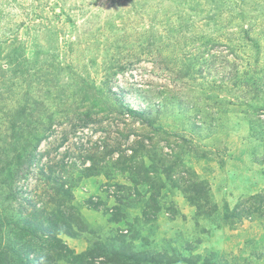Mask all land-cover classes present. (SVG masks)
<instances>
[{
	"label": "rangeland",
	"instance_id": "1",
	"mask_svg": "<svg viewBox=\"0 0 264 264\" xmlns=\"http://www.w3.org/2000/svg\"><path fill=\"white\" fill-rule=\"evenodd\" d=\"M65 206L92 264H264V0H0V264Z\"/></svg>",
	"mask_w": 264,
	"mask_h": 264
},
{
	"label": "trees",
	"instance_id": "2",
	"mask_svg": "<svg viewBox=\"0 0 264 264\" xmlns=\"http://www.w3.org/2000/svg\"><path fill=\"white\" fill-rule=\"evenodd\" d=\"M26 63H28V61H26ZM24 70H25V74L29 75L30 71H31V68L30 69L27 68V69H24ZM17 105H18V106H16L17 108L15 107L14 110L12 111V113H10V120H9V124H8L9 126L7 128L8 131L11 129V131H13L14 135H15L16 130L18 129V128L15 129V127H16L15 124L18 123V122H23V121H25L27 119V113H26L27 107H28L27 106V102H25V104H22V105H20V104H17ZM31 107H29V108H31ZM29 111L33 112V110H29ZM125 112H127V114H129L131 117H134V116H136L138 114H141L138 111H134V110H131V109H129V110L126 109ZM124 113L119 112V115L122 116ZM32 115L33 114H28V116H32ZM37 120L40 121L39 119H37ZM89 122H92V120L86 121V123H89ZM31 132H33V130ZM42 139L43 138L41 136H36V135L33 138V140H35L36 143L41 142ZM30 143H31V141H30ZM34 154H35V152L30 151L26 155V158L28 160H31L35 156ZM16 159H17V161H20L19 156H17ZM123 160H125V159H118V162H121ZM92 161H94V159H92ZM17 163H19V162H17ZM123 163L124 162H122V164ZM128 163H130V165H128ZM128 163H127V165L130 166L133 170H136L137 167H139V166H137L136 163H133L131 160H129ZM87 171L90 172L88 174V176H90L92 174L91 170H87ZM195 185H193V186H195ZM193 186H191V190L195 192L196 188L193 189ZM65 194L66 193H61L60 195L63 196ZM196 195L199 197V195H201V193L198 190H196ZM65 205H68V204H65ZM65 207L66 208L59 209V210H64V212H62V211L58 212L57 211L55 216L52 218L53 222L49 223L47 227L43 228L46 233L44 231H42L41 234L46 236L45 238H48V240L51 242V244H49V246H52L53 248L57 249L59 251V255L61 256V258L68 259L71 264H92V263L86 261V257H88L87 260L92 262L93 257L92 256L89 257L90 252L86 253L84 255L80 254V255H75L74 256L72 254V252L62 243V241L59 238L56 237V233L57 232H61V231H63V233L67 234L70 237H75L76 236L75 233L73 232L74 231L73 226L74 225L76 226L78 221L75 218V216H73L72 213H71V212H73L72 208L69 207V206H65ZM27 215H29L28 217H29L30 220L33 219V222H34V220L38 221L37 229H33L32 230V234H33L37 230H39L40 229L39 227L41 226V224H39L40 221L36 219V218L39 217V215H38V213L35 212V208L31 212H29ZM64 215H65V217H64ZM116 216H117V214H116ZM233 216L237 217V213L234 214ZM111 220L115 221V222L118 221L115 218H111ZM32 223L30 224V222H26V225L28 224V225L31 226ZM26 225L19 226V229H18L17 233L12 237L13 239L18 238L17 244L11 245L10 242H7L4 245L5 248L0 251L1 254H3L5 252V250L12 251L14 246H21L22 241H20V239H21L22 235L26 231L30 230V227H28V225L27 226ZM0 234L3 235L1 230H0ZM1 235H0V248L2 246L1 245ZM23 253L25 254L24 256H27V255L29 256L31 254V250L23 251ZM24 256H22V258H24ZM47 260H48V257H44V258L37 257L38 264H40V262L44 264V261L46 262ZM118 260H119V258L116 259V261H118ZM9 261H10V259L8 257H5V258H3V262L1 264H3V263L6 264ZM153 262L156 263V261H153ZM118 264H119V262H118Z\"/></svg>",
	"mask_w": 264,
	"mask_h": 264
}]
</instances>
